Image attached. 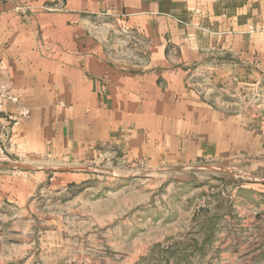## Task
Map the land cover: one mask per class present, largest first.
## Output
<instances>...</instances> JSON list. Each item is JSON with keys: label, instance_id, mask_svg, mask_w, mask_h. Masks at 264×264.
Wrapping results in <instances>:
<instances>
[{"label": "crops", "instance_id": "0c3cea01", "mask_svg": "<svg viewBox=\"0 0 264 264\" xmlns=\"http://www.w3.org/2000/svg\"><path fill=\"white\" fill-rule=\"evenodd\" d=\"M19 107L22 163L76 175L102 148L117 168L225 162L263 185L264 0H0V123Z\"/></svg>", "mask_w": 264, "mask_h": 264}, {"label": "rangeland", "instance_id": "374dc122", "mask_svg": "<svg viewBox=\"0 0 264 264\" xmlns=\"http://www.w3.org/2000/svg\"><path fill=\"white\" fill-rule=\"evenodd\" d=\"M22 164L0 168V264H264V184L240 164Z\"/></svg>", "mask_w": 264, "mask_h": 264}, {"label": "built area", "instance_id": "2783aa9c", "mask_svg": "<svg viewBox=\"0 0 264 264\" xmlns=\"http://www.w3.org/2000/svg\"><path fill=\"white\" fill-rule=\"evenodd\" d=\"M28 115L29 111L25 107H19L15 113L6 115L8 121L6 125L0 123V164L7 161L9 157L8 147L6 145V140L9 138L8 135H11L12 128L16 126L22 118ZM113 160L114 155L108 150L94 148L88 165L96 169L105 168L106 164H113ZM130 168H132L133 171L135 167L132 165Z\"/></svg>", "mask_w": 264, "mask_h": 264}, {"label": "water", "instance_id": "95a60500", "mask_svg": "<svg viewBox=\"0 0 264 264\" xmlns=\"http://www.w3.org/2000/svg\"><path fill=\"white\" fill-rule=\"evenodd\" d=\"M0 167L2 168H24L25 165H23L22 163H2L0 164Z\"/></svg>", "mask_w": 264, "mask_h": 264}]
</instances>
